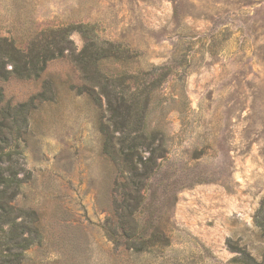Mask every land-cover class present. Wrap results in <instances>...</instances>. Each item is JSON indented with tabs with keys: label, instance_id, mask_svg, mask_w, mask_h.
Listing matches in <instances>:
<instances>
[{
	"label": "rangeland",
	"instance_id": "1",
	"mask_svg": "<svg viewBox=\"0 0 264 264\" xmlns=\"http://www.w3.org/2000/svg\"><path fill=\"white\" fill-rule=\"evenodd\" d=\"M67 27V49L94 41L102 71L126 76L115 106L138 107L154 166L134 159L131 175L119 138L135 112L118 130L68 57L0 83L23 168L12 204L32 229L20 264H264V0H0V36L18 47Z\"/></svg>",
	"mask_w": 264,
	"mask_h": 264
},
{
	"label": "trees",
	"instance_id": "2",
	"mask_svg": "<svg viewBox=\"0 0 264 264\" xmlns=\"http://www.w3.org/2000/svg\"><path fill=\"white\" fill-rule=\"evenodd\" d=\"M75 27H67L56 30L57 33H62L59 40L50 41L48 38L43 40H34L29 47H18L15 41L10 40L7 37L0 36V83L6 82L10 78L20 79H37L45 71L47 64L58 58L68 57L71 61L76 63L84 74V80L89 85L91 93H96L95 89L98 88L103 97L107 100L109 110L114 113V125L118 130L124 125L127 126V116L131 117V113L135 112V115L131 117V124H136L134 129V137L128 136L119 138V144L122 146L121 154L124 155V161L129 164L132 176L142 177L138 174V163L134 162L137 159L144 167L145 173L152 170L154 166V157L151 156L146 160H142L140 156V147L142 145L143 136L138 135L142 129L139 128L141 120H136L138 116V107L135 105L125 106L124 104L115 106L117 104L116 94L112 87L115 86V82L124 81L126 76L121 75H107L102 71L101 60L109 58L107 53H104L103 48H96L94 41H90L81 52L76 54L74 51L67 49L65 43H68L66 36L70 34L71 30ZM80 32H86L88 38L90 36V27L88 25L77 26ZM95 49V50H94ZM69 54L66 56V51ZM8 65H11L9 68ZM132 79L133 77H128ZM135 104V103H134ZM125 108L122 111V108ZM12 108L5 106L3 91L0 88V264H20L23 258V250L32 245V239L30 237H22V233H19L20 227L28 230L29 236L31 234V227L27 223L18 222V212H21L19 208L12 204L16 196L20 193L22 187V179L19 176V172L23 171L21 164V153L17 146L10 144L9 138L15 134L17 115H14L12 120H9V114ZM8 111L9 114H8ZM126 111H131L126 115ZM136 120V121H135ZM143 124V123H142ZM123 132V131H122ZM130 132V131H129ZM132 132V131H131ZM115 135L109 133L108 126L104 128V145L105 147L112 146V142ZM160 138V145L158 149H162L165 143V138L158 132H153L149 136L145 137L147 148L152 146L156 138ZM145 145V144H144ZM137 175V176H135ZM125 188H135L134 194L138 193L140 183H132ZM127 198L129 199L130 193L126 190ZM125 198V199H127ZM127 199V201H128ZM129 213L130 223L134 226L135 220L132 217V212ZM131 235H137L136 231L128 232ZM142 241V240H141ZM136 250H141L136 247H131Z\"/></svg>",
	"mask_w": 264,
	"mask_h": 264
}]
</instances>
